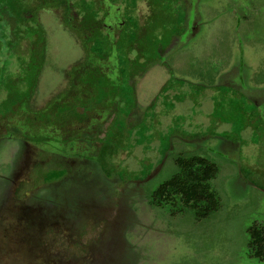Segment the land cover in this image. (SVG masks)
I'll list each match as a JSON object with an SVG mask.
<instances>
[{
    "label": "rangeland",
    "instance_id": "374dc122",
    "mask_svg": "<svg viewBox=\"0 0 264 264\" xmlns=\"http://www.w3.org/2000/svg\"><path fill=\"white\" fill-rule=\"evenodd\" d=\"M129 1L93 0L96 18L113 28L114 36ZM157 4L160 24L154 22L153 35L163 48L152 51L143 82L135 77L134 86L119 84V112L131 111L126 123L112 122L109 134L94 143L93 152L108 145L103 169L81 142L71 149L72 143L50 135L59 121H50L51 129L27 127L34 137L30 144L0 139V264H264L249 255L247 233L253 224L264 232V0ZM61 12L60 6L37 10L47 53L29 99L35 109L64 89V70L84 54L79 37L62 24ZM149 12L148 0H140L141 24ZM71 17L76 21L75 8ZM1 52L4 47L0 64L6 57ZM108 59L114 70L116 55ZM170 73L171 89L162 92ZM13 77L15 90L21 81ZM106 77L93 85L92 108L99 106L94 113H106L101 106L114 101L117 81L113 72ZM3 89L0 85V96ZM155 96L144 114V103ZM20 109L16 121L26 112L32 119L30 110ZM1 120L2 133L9 131V121ZM176 134L187 138L180 141ZM43 135L49 141L36 143ZM222 138L236 147L221 146ZM169 143L173 147L167 149ZM182 149L216 163L210 184L220 201L209 216L197 219L176 198L172 205V199L157 207L148 202L151 191L177 170L175 157ZM60 154L85 161L68 167L65 162L75 158ZM57 162L67 172L45 182Z\"/></svg>",
    "mask_w": 264,
    "mask_h": 264
},
{
    "label": "trees",
    "instance_id": "16d2710c",
    "mask_svg": "<svg viewBox=\"0 0 264 264\" xmlns=\"http://www.w3.org/2000/svg\"><path fill=\"white\" fill-rule=\"evenodd\" d=\"M139 1L131 0L125 3L117 36H114V33L105 31L101 25L99 26V23L103 21L96 18L93 6L87 0L75 2L69 0H0V48H5L6 52L1 53L5 54L6 57L3 60L7 62L4 69L7 70L8 65L13 61V65H15L14 71L12 70L8 74L5 70L1 76L2 83L0 85L5 86L3 89L5 93L0 96V105L2 107L15 105L17 114L20 107L27 108L32 112L31 120L28 119L29 114L26 113L23 121L18 119L15 122L13 134L21 137L16 139V142L26 145L27 143L22 139L26 138L28 142L34 141V137L28 133L27 127L42 126L44 128L46 125L48 127L52 123L50 121L53 120L65 125H73L76 115L75 104L82 99L84 93V97H87L86 101H90L94 90L93 85L100 84V79L105 80L104 76L98 73L100 66L94 68L92 59L85 57L71 65L68 70H64L66 86L61 94L65 96L63 101L59 102L60 94L55 93L43 107L35 109L29 107L31 106L29 102L25 104L32 97L47 53L46 31L36 17L37 10L47 6L62 7L61 22L68 30L77 33L86 56L90 54L110 56L115 53L118 66L124 74L123 79H126V71L130 73L141 69V64H147L145 58L152 56V51L154 54V49L157 46L158 37L154 39L153 27L155 21L160 24L158 17L161 15V9L158 4L156 5V0H148L150 12L141 24L136 13ZM73 7L76 9L78 21L77 19L74 21L71 17ZM142 58H144L143 62ZM9 76L10 80L8 81ZM13 76L21 81L19 84L21 87L15 84V90L11 84ZM23 103L25 105H22ZM86 105L90 107L92 101ZM130 111H126L123 116H126ZM120 114H118V119L121 118ZM51 131L50 135L58 136L60 141H63L62 144H73L70 136L63 137L60 133H54L57 128ZM49 137L40 136L36 143L45 144L49 141ZM72 144L71 149L73 148ZM101 145L96 154L100 164L104 162L105 153L109 151L106 142ZM82 162L80 163L82 164ZM175 163L177 170L151 191L148 202L157 207L172 199L169 203L172 205L176 204L174 201L176 198L180 205L192 209L197 219L209 216L218 208L220 201L218 193L210 184V180L217 171L216 163L209 157L186 152L176 156ZM65 171L67 172L65 168L55 170L46 176L45 182L58 178ZM247 233L249 255L264 260V232L253 224L247 228Z\"/></svg>",
    "mask_w": 264,
    "mask_h": 264
},
{
    "label": "flooded vegetation",
    "instance_id": "af4514ba",
    "mask_svg": "<svg viewBox=\"0 0 264 264\" xmlns=\"http://www.w3.org/2000/svg\"><path fill=\"white\" fill-rule=\"evenodd\" d=\"M72 1L75 2V1H78V0H72ZM87 1H89V3H91L92 6H93V8H94L93 0L92 1L91 0H87ZM111 1L113 2L114 0H111ZM96 5H97V2H96ZM76 15H77V13H76ZM120 23H121V21L118 22V24H120ZM100 25L102 26L103 30L109 31L110 33L113 34L114 30H113V28L111 29V27L108 24H105L103 22H100L99 23V26ZM76 32H78V31H76ZM162 48H163L162 46L155 47V49H157L159 51ZM156 52L157 51H154V53H156ZM112 54H115V53H112ZM85 57H88V58L90 57L92 59V63H93L92 66L94 68L97 67V66H100V69L99 70L97 69L98 70V73L100 75L104 76L105 80L107 79L106 75H108V74H110L112 72L114 73L115 79L117 81V84L112 87V89H113L112 91H114V101H112V104L107 105L106 108H104L103 106H101V111L106 110V113H102V114L94 113L96 110L92 111V109H98L99 106L97 108H92L93 105H91L90 107L88 105H86L88 102H91V100L87 102L86 101L87 97H84V95H85V93H84L83 96H82V99H80L79 102H77V104H75V106H76V108H75L76 113L75 114L76 115H75V120L73 122V125H66V126H64L63 123H58V126L59 127L57 126V129L59 130V128L61 129V127H62L63 128L62 130L64 131V129L66 128V130L64 132H62V135L61 136H63V137L64 136H68V137L70 136L71 137L70 138L71 141H75L76 142V148H72V149H78V142H81L83 144L82 146H83V149L85 151H88V153L90 155H95L96 156V154H97V152H98L99 149L97 150V152H93V150H94V143H96L97 141H100V139H104L109 134L110 126H111L112 122L117 121L118 120V114L121 113V112H119V107L121 106V102L119 101L121 99V97H119V93H120V90H121V88H120L121 85H119V84L124 83V84H127L128 85V83H129L131 85L133 84V86H134L133 79L135 77H138V80L140 79L141 82H143L144 81V77H145V74L144 73H146L145 70L147 68L145 66L146 64H141V69L137 70L136 72L131 71L129 73V71H126V76H125L126 79H123L124 78V74L120 70V67L118 66V60H116V64H115V66L113 68L114 70H112L111 69L112 67L111 66H108V63H109L108 62V60H109L108 58H109V56L98 55V54H90L89 56H86V54L84 53L83 54V57L80 58V60L84 59ZM1 60L2 61H1V64H0V84L2 83V81H1V78L2 77L1 76L4 74V71L6 70L4 68H5L6 64H7V62H5L3 60V58ZM97 61H100L101 63H97ZM141 61L143 62L142 59H141ZM149 62H150V59L147 60V64ZM13 63H14V61H13ZM13 63L12 64L10 63L8 65V67H7L8 69L6 70V73L9 74L12 70L13 71L15 70V65H13ZM2 65H4V66H2ZM174 78H175L174 75L172 73H170L168 79L165 80L164 84L160 87V91L167 92L168 90H170L171 89L170 87L172 86V81H173L172 79H174ZM63 90L64 89H62L61 91H57V93L61 95L62 92H63ZM60 95H59V102L63 101L64 100V97H65L64 95H61V96ZM136 99H137V97L135 98V104H138L137 103L138 102L137 101L138 99L137 100ZM156 100L157 99H156V96H155L153 99H150L147 103H144V104H146V106L144 108L145 109L144 114H145V112L147 111V109L149 107H152L156 103ZM28 102H29V100L26 101V103L25 102L24 103L27 104ZM24 103L22 105H25ZM29 107L31 108L32 106H29ZM85 107H89V108L86 109ZM114 107H115L116 111L113 114V116H111V118H109L110 120H108V123H107V121H105L106 120V117H107L108 114H112V110H113ZM25 109H27V108H25ZM1 112L2 111H1V105H0V139H2V140H4V139L5 140L6 139H18L20 136L18 138H15L18 135L15 136L12 131H13V126L15 125L16 119L18 118V114H20L22 112V110L19 109V113L17 114L16 113L17 110H16V107L14 105V106H7V107L4 106V111L2 113ZM144 114H143V111H142L141 112V115L139 116L140 117L139 120H141V118H144ZM120 116H121L120 120H123L125 122V120H124V117L125 116H123L122 114H120ZM1 118L4 119L5 121L6 120L9 121V124H8V127L10 129L9 131H7V129H5L6 131H4L2 133V131H1V121H2ZM98 122H105V123L102 124V125H100ZM103 125H105V129L103 130V132H101L100 134H98L99 128H101ZM4 126L7 127V125H4ZM49 128L51 129V127H49ZM57 134H59V133H57ZM177 134L175 135L176 136L175 139H178L180 141L186 140L187 137H185L184 135H180L181 138H179ZM97 136H98V140H97ZM196 138H199L201 140L200 137H196ZM22 140L25 141V143H27V144L30 142V141L28 142V140L26 138H24ZM220 142L222 143L221 146L232 147V148L236 147V145L234 143H229V142H226V141L224 142L223 141V138L220 140ZM169 145H171V144L169 143L166 146L167 149H168V146ZM201 145L202 144L199 143V145L197 147H199ZM205 147H207V146H205ZM210 148H212V146L209 147V149ZM108 152H106L105 155ZM184 152H187V151H183V149H182V150H180V152L176 156H178V155H180L181 153H184ZM199 155H201V154H199ZM68 156L71 157V158H75V160H71V161L70 160H67L65 162V164L68 167H72L71 165H73L76 160L77 161H81V160H84L85 161L84 158H82L81 156H79L77 154L62 155L61 157L67 158ZM201 156H203V155H201ZM76 157H78V158H76ZM205 157H207V156H205ZM84 161H83V163H84ZM97 162H98L100 168L103 169V164H104L105 161L103 163H101V164H100V162L98 160H97ZM63 168H65V170H66V167L65 166H63L62 164H59V162H57L56 165H54V168L49 169V173H53V172H55V170H60V169H63Z\"/></svg>",
    "mask_w": 264,
    "mask_h": 264
}]
</instances>
